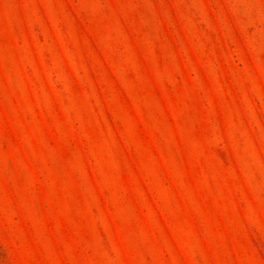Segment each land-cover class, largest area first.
Wrapping results in <instances>:
<instances>
[{
  "label": "rangeland",
  "instance_id": "1",
  "mask_svg": "<svg viewBox=\"0 0 264 264\" xmlns=\"http://www.w3.org/2000/svg\"><path fill=\"white\" fill-rule=\"evenodd\" d=\"M0 264H264V0H0Z\"/></svg>",
  "mask_w": 264,
  "mask_h": 264
}]
</instances>
